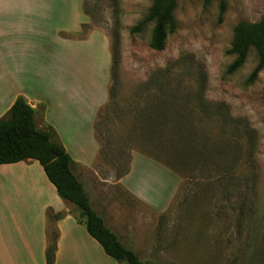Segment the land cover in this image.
<instances>
[{"label": "rangeland", "instance_id": "1", "mask_svg": "<svg viewBox=\"0 0 264 264\" xmlns=\"http://www.w3.org/2000/svg\"><path fill=\"white\" fill-rule=\"evenodd\" d=\"M223 1L217 21L219 0H177L176 28L156 51L147 45L152 22L130 32L150 0H27L43 9L32 17L40 26L29 35V70L35 51L47 73L65 40L93 98L109 80L94 121L95 165L107 180L85 182L101 213H131L141 261L264 264V66L246 83L256 52L233 72L226 53L233 26L258 20L264 0ZM103 33L116 58L113 84ZM129 165L123 185L142 201L112 184Z\"/></svg>", "mask_w": 264, "mask_h": 264}, {"label": "crops", "instance_id": "2", "mask_svg": "<svg viewBox=\"0 0 264 264\" xmlns=\"http://www.w3.org/2000/svg\"><path fill=\"white\" fill-rule=\"evenodd\" d=\"M42 10V6L28 4L27 0L18 3L0 0V117L21 96L33 109L36 128L50 127L51 140L59 143L70 157L71 170L81 182L93 210L119 241L135 252L132 232L137 223H132L131 213H101L93 205L85 182L90 178L107 180L95 165L98 146L94 121L107 100L109 80L102 97L93 98L90 75H86L85 68L77 69L80 57L74 49L70 51L74 45L68 40L63 41L66 49L50 54L47 73L37 67L40 58L35 51L29 70V35L37 33L40 26L32 17ZM95 30H88V35ZM101 42L110 66L105 33ZM30 45L38 49L32 42ZM81 141H87V146ZM132 171L129 165L125 174L115 178L112 184L141 200L123 185ZM104 194L99 193L100 201ZM142 215L146 221L148 215L135 214L139 219ZM76 216L74 205L57 195L36 160L27 158L0 164V264H47L48 246H52L50 264H125L107 255L83 224L76 221Z\"/></svg>", "mask_w": 264, "mask_h": 264}, {"label": "trees", "instance_id": "3", "mask_svg": "<svg viewBox=\"0 0 264 264\" xmlns=\"http://www.w3.org/2000/svg\"><path fill=\"white\" fill-rule=\"evenodd\" d=\"M176 5L177 0H150L146 14L131 27L130 32L140 31L143 26L152 22L147 45L152 50H161L165 37L176 28L173 16ZM223 11L224 1L219 0L217 21H220ZM250 49L256 52L257 62L248 74L246 83L253 82L264 66V14L256 21H239L233 26L226 50L227 54L233 55V60L227 66V72L238 69ZM114 65L116 58L110 57L109 77L112 84L115 77ZM111 87L112 85L109 89ZM52 133L50 127L44 130L36 128L32 107L18 96L0 117V164L27 158L36 160L57 195L74 205L77 211L76 221L83 224L87 233L100 244L107 255L125 264H158L139 260L135 252L123 245L105 226L101 217L91 207L81 182L73 174L70 157L59 143L51 140ZM51 254L52 246H48L45 252L47 264L51 263Z\"/></svg>", "mask_w": 264, "mask_h": 264}]
</instances>
